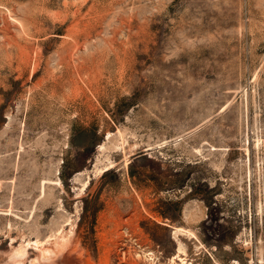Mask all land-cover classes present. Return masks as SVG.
<instances>
[{
  "label": "rangeland",
  "instance_id": "1",
  "mask_svg": "<svg viewBox=\"0 0 264 264\" xmlns=\"http://www.w3.org/2000/svg\"><path fill=\"white\" fill-rule=\"evenodd\" d=\"M60 234L264 264V0H0V264Z\"/></svg>",
  "mask_w": 264,
  "mask_h": 264
},
{
  "label": "bare ground",
  "instance_id": "2",
  "mask_svg": "<svg viewBox=\"0 0 264 264\" xmlns=\"http://www.w3.org/2000/svg\"><path fill=\"white\" fill-rule=\"evenodd\" d=\"M180 234L185 235V236H189V237L192 236V233H190L189 231H186L182 228L175 229L174 236L180 235ZM69 240L70 239L67 238L65 235L60 234V235L55 237V241L53 242V247L51 249L46 248L40 242H35L32 246L34 249L39 251V257L37 259L31 260L30 262H28L26 264H58L57 263L58 258H60V257H58V254H59L58 252H61V253L64 252V250L67 248V246L69 244L68 243ZM30 246H31V244L29 243V244L20 246L19 248L17 247V249L14 250L11 257L9 258L8 264L9 263H11V264H25L24 258L26 256ZM182 249L183 248L180 246L178 253L172 259H170L168 264H177V259H182L180 261L183 262V256L185 254V250L183 252ZM150 260H151V258H150Z\"/></svg>",
  "mask_w": 264,
  "mask_h": 264
}]
</instances>
